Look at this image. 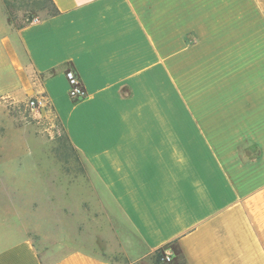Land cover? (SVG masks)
Wrapping results in <instances>:
<instances>
[{"label": "crops", "instance_id": "0c3cea01", "mask_svg": "<svg viewBox=\"0 0 264 264\" xmlns=\"http://www.w3.org/2000/svg\"><path fill=\"white\" fill-rule=\"evenodd\" d=\"M52 1L16 29L0 0V95L47 99L119 259L74 223L47 261L0 227V264H264V0Z\"/></svg>", "mask_w": 264, "mask_h": 264}, {"label": "rangeland", "instance_id": "374dc122", "mask_svg": "<svg viewBox=\"0 0 264 264\" xmlns=\"http://www.w3.org/2000/svg\"><path fill=\"white\" fill-rule=\"evenodd\" d=\"M15 14L14 28L25 18L21 10ZM27 68L38 85L40 79ZM39 95H0V227L10 231L2 246L27 235L47 261L78 246L74 233L79 225L87 250L118 260L108 223L90 194L80 160L59 120L51 110L27 106ZM155 255L150 257L152 264Z\"/></svg>", "mask_w": 264, "mask_h": 264}, {"label": "trees", "instance_id": "16d2710c", "mask_svg": "<svg viewBox=\"0 0 264 264\" xmlns=\"http://www.w3.org/2000/svg\"><path fill=\"white\" fill-rule=\"evenodd\" d=\"M5 11L9 16L11 22H16L17 10H21L22 16L25 18L23 21L16 25V29H22L32 23L46 20L48 18L57 16L60 12L56 8L52 0H2ZM26 14V15H25ZM37 14H41L42 18H37ZM67 139V138H66ZM68 141V139H67ZM69 142V141H68ZM70 144V143H69ZM156 253L154 261L155 264H164L165 252L163 249L155 251ZM169 264H186L183 256L181 254H176L175 258L170 261Z\"/></svg>", "mask_w": 264, "mask_h": 264}, {"label": "built area", "instance_id": "2783aa9c", "mask_svg": "<svg viewBox=\"0 0 264 264\" xmlns=\"http://www.w3.org/2000/svg\"><path fill=\"white\" fill-rule=\"evenodd\" d=\"M65 77L69 84V98L73 101L83 100L85 97V93L78 77L72 71L66 72ZM27 104V106L31 110H39L44 112L47 110H51L47 99L42 94L31 98ZM163 259L165 262L171 261V257L169 255H164Z\"/></svg>", "mask_w": 264, "mask_h": 264}]
</instances>
